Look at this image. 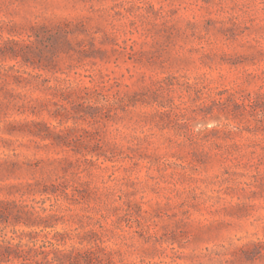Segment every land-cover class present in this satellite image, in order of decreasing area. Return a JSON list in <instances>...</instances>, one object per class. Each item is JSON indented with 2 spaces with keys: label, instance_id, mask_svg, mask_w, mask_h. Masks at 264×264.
Here are the masks:
<instances>
[{
  "label": "rangeland",
  "instance_id": "1",
  "mask_svg": "<svg viewBox=\"0 0 264 264\" xmlns=\"http://www.w3.org/2000/svg\"><path fill=\"white\" fill-rule=\"evenodd\" d=\"M1 211L0 264H264V0H0Z\"/></svg>",
  "mask_w": 264,
  "mask_h": 264
},
{
  "label": "trees",
  "instance_id": "2",
  "mask_svg": "<svg viewBox=\"0 0 264 264\" xmlns=\"http://www.w3.org/2000/svg\"><path fill=\"white\" fill-rule=\"evenodd\" d=\"M1 213L2 211L0 212V214ZM21 247L22 246L20 244L11 245L8 241H5V244L2 247V250L6 252L7 256L12 253L15 258H19V257L25 258L24 256H22V252L20 250ZM0 253H2L1 250H0ZM27 260H31L29 256Z\"/></svg>",
  "mask_w": 264,
  "mask_h": 264
}]
</instances>
